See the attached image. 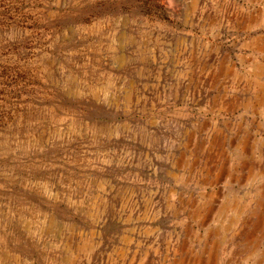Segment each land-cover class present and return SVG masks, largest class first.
Returning <instances> with one entry per match:
<instances>
[{
	"label": "rangeland",
	"instance_id": "1",
	"mask_svg": "<svg viewBox=\"0 0 264 264\" xmlns=\"http://www.w3.org/2000/svg\"><path fill=\"white\" fill-rule=\"evenodd\" d=\"M0 264H264V0H0Z\"/></svg>",
	"mask_w": 264,
	"mask_h": 264
},
{
	"label": "bare ground",
	"instance_id": "2",
	"mask_svg": "<svg viewBox=\"0 0 264 264\" xmlns=\"http://www.w3.org/2000/svg\"><path fill=\"white\" fill-rule=\"evenodd\" d=\"M224 208V207H223ZM222 209V208H221Z\"/></svg>",
	"mask_w": 264,
	"mask_h": 264
}]
</instances>
